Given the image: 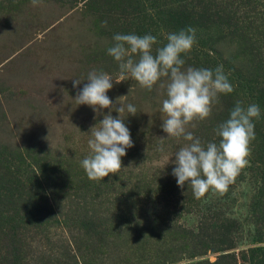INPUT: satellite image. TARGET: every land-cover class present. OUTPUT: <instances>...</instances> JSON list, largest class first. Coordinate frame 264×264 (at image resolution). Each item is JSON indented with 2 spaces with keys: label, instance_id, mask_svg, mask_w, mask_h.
Instances as JSON below:
<instances>
[{
  "label": "rangeland",
  "instance_id": "1",
  "mask_svg": "<svg viewBox=\"0 0 264 264\" xmlns=\"http://www.w3.org/2000/svg\"><path fill=\"white\" fill-rule=\"evenodd\" d=\"M208 3L231 12V19L224 18V25L215 29L219 49L228 65L249 82L264 80V0H208ZM124 11L119 0H40L35 7L31 0H0V211L7 210L25 219L36 215L42 220V223L26 222L30 257L25 263L62 264L67 256L65 247L71 252L75 242L82 247L83 261L96 259L89 249L93 243L86 238L82 241L84 237L79 236L78 217L97 213L99 207L95 203H103L102 217L121 215L120 212L110 215L115 208L107 202L124 201L130 193L123 188L130 183L150 185L154 190L165 188L162 194L155 195L165 201L182 193L183 188H179L172 175L175 167L172 155L186 142L166 139L167 134L161 128L162 101L166 95L159 84L149 91L131 79L113 82L107 93L113 103L126 96L117 103H130L137 109L136 115L127 111L120 114L134 146L121 158L122 170L102 181L90 180L81 166V161L90 154V129L99 124L103 115L88 105H78L75 97L87 83L90 71L106 72L113 79L118 76V62L107 49L114 43L115 34H137L128 26L138 27L141 23L128 17L123 19V14L129 16L131 12ZM254 16L257 22L252 25ZM147 22L145 28H150ZM160 37L167 41V35L157 34ZM74 79L83 82L74 88ZM231 100L228 94H221L212 115L195 122L196 127L189 130L205 144L218 143L220 138L215 129L229 117L235 105ZM109 111L104 109L103 113ZM112 116L117 118L119 114L113 111ZM248 159L252 160L251 156ZM231 190L229 194L210 190L201 203L197 200L191 206L194 213L181 219L180 225L196 228L199 211L215 218L235 214L242 223L248 211L240 207L246 202L241 200L235 205L226 201V197L231 201L241 194L239 190L235 193ZM37 198L47 205L37 206ZM45 215L51 220L44 222ZM112 239H105L106 246L100 260H95L97 263L123 260L125 249H116ZM248 241L244 232L240 243L246 245ZM245 250L230 252L238 264H248L244 261ZM221 255L209 253L207 259L213 263Z\"/></svg>",
  "mask_w": 264,
  "mask_h": 264
},
{
  "label": "trees",
  "instance_id": "2",
  "mask_svg": "<svg viewBox=\"0 0 264 264\" xmlns=\"http://www.w3.org/2000/svg\"><path fill=\"white\" fill-rule=\"evenodd\" d=\"M119 1L125 11H131L129 16L123 14V19L128 17L138 23L141 20L138 27L128 26L131 30L135 29L137 35L151 34L157 38V34L166 36L189 27L194 28L196 43L191 51L183 56L185 67L215 70L222 65L234 88V91L228 94L231 101H235V104L242 102L245 106H259L260 117L253 121L256 138L251 144L252 160L248 159L249 166L241 170L227 190V194L230 189L233 193L239 190L241 194H237L231 201L229 197L225 198L235 205L236 202L244 200L246 203L240 208H245L248 212L247 218L240 223L235 214L229 213L228 218H215L206 217L199 211L197 227L188 228L180 225L181 219L193 214L195 210H192L191 206L197 200L201 203L206 196L196 199L191 186L185 184L181 195L167 198L168 201H173L169 204L162 197L155 196L162 194L165 188L154 190L150 185L130 183L123 188L129 189L130 193L124 201H118L116 204L107 202L115 208L110 215L115 212H120L121 215L109 219L102 217L100 214L103 213V203H95L94 206L99 207L97 213L78 217L79 236L84 237L81 240L86 238L87 242L93 243L92 246L89 245L90 253L100 260L102 249L106 246L105 239L113 238L112 243L116 249H125L122 252L123 260H112L113 264H238L236 257L230 252L240 248L246 249L245 262L264 264V80L249 82L241 74L238 75L239 72L228 65L219 49L218 32L215 29L224 25V18L231 19V12L226 7H212L208 0ZM254 17L252 25L257 22V16ZM146 20L150 28H145ZM157 41L159 44L153 51L167 43L162 37L157 38ZM26 179L31 180L28 177ZM35 201L37 206L47 205L42 198ZM206 210L209 211L210 208ZM31 217L32 219H25L9 214L7 210L0 211V264H28L25 263L30 257V247L26 243V222L42 223L41 217ZM42 219L44 222L51 220L50 216L46 215ZM244 232L249 237L246 245L240 243ZM95 242L98 245H95ZM85 247L87 248V245ZM81 249L77 242L71 252L65 247L67 256L62 264H103L92 258L88 262L83 261ZM72 252L76 255H72ZM209 253L223 255L212 263L207 259Z\"/></svg>",
  "mask_w": 264,
  "mask_h": 264
},
{
  "label": "clouds",
  "instance_id": "3",
  "mask_svg": "<svg viewBox=\"0 0 264 264\" xmlns=\"http://www.w3.org/2000/svg\"><path fill=\"white\" fill-rule=\"evenodd\" d=\"M31 3L35 7L40 0H31ZM195 33L196 30L191 27L169 33L167 43L155 48V51L153 46L158 41L151 34L113 36L114 43L107 52L118 62V76L113 79L106 72L90 71L87 83L75 97L78 105H88L103 115L99 124L90 129V154L81 161L90 180L102 181L109 174H118L122 170L121 158L126 156L127 149L134 146L130 130L120 114L127 111L136 115V107L130 103H117L126 96L119 97L113 103L107 95L114 86L113 82L119 84L130 79L149 91L157 84L165 89L161 128L167 134L166 139H183L186 142L172 155L175 156L172 175L179 187L183 188L187 182L196 199L202 198L210 190L223 194L248 165L250 145L256 138L253 121L260 117L257 104L245 106L238 101L230 110L229 117L215 129L216 136L220 138L218 143L205 144L189 130L196 127L195 122L212 115L213 106L219 102L221 94L234 91L222 65L215 70L185 67L183 56L195 45ZM162 80L166 83H161ZM81 82L74 79L73 87L76 88ZM104 109L110 111L105 115ZM113 111L119 114L117 118H113ZM160 150L163 151V147Z\"/></svg>",
  "mask_w": 264,
  "mask_h": 264
}]
</instances>
